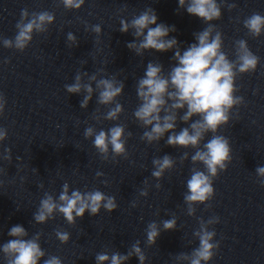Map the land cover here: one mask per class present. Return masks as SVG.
<instances>
[{"label":"clouds","instance_id":"clouds-1","mask_svg":"<svg viewBox=\"0 0 264 264\" xmlns=\"http://www.w3.org/2000/svg\"><path fill=\"white\" fill-rule=\"evenodd\" d=\"M179 7L186 9L187 13L194 15L207 25L202 31L194 33L196 43L190 44L185 50H181L175 37L169 38L171 32L176 31L174 26L158 23V16L154 9L147 8L139 15L133 16L128 21L120 20L119 31L128 33L131 30L135 40L129 42L127 47L137 56H143L146 51L168 52L174 50L172 59L175 64L165 74L164 67L159 62H148L144 75L137 81V96L140 104L134 111V117L140 126L146 130L141 140L148 144L159 143L168 134L165 143L168 146L182 149H195L191 155L194 167L191 176L187 180V192L184 194V202L187 204V214L195 215V205L206 204L214 195L213 180L220 171L226 170L231 162V147L229 140L219 135L218 130L230 121L232 109L241 105L242 97L236 95L239 89L236 87V79L239 75L254 72L259 64L257 57L248 47L247 41L240 39L235 41V59H229L223 51V34L212 23L222 16L221 4L217 0H178ZM59 3L67 10H79L85 0H59ZM235 4L228 5L229 10L235 8ZM55 16L49 11L32 12L27 9L21 11L20 20L16 24L17 33L13 39L2 40L5 48H15L23 52L32 42L34 33L48 32L49 25L53 24ZM244 27L252 37H260L264 34V16L253 13L243 21ZM155 25V27H153ZM93 32L99 36L102 29L99 25L92 26ZM146 33V34H145ZM69 47L78 44L77 37L69 32L67 34ZM103 72V69H100ZM87 76L88 81L83 78ZM95 83V88L93 87ZM69 94L85 93L80 101L81 109H87L94 93L97 95V104L108 106V111L94 118L99 122L102 119L116 121L123 113V106L118 102V97L123 94L125 83L115 77L98 78L96 73L78 72L74 83L65 85ZM114 105V106H113ZM5 99L0 95V116L3 115ZM183 110V115L179 113ZM99 110L97 109V112ZM193 117H197L193 120ZM183 122L187 127L176 131L177 124ZM212 136L207 142V134ZM6 130L0 128V142L6 139ZM132 135L126 133L123 124H116L107 131H97L89 126L84 131L86 139L93 138V144L101 158L115 161L116 157L127 158V139ZM8 155L4 159L11 160V150H5ZM189 158L185 151L180 157L183 164ZM154 170L151 175L159 181L166 171L175 167L176 161L170 155L153 158ZM203 164L204 171L195 167ZM264 186V166L255 169ZM102 173H97V176ZM40 187H43L41 184ZM160 187L159 184L156 185ZM142 196H147V188L141 191ZM135 206V205H133ZM118 205L114 197L108 196L100 190L81 192L72 190L67 182L62 185V191L58 198L45 193L40 201L33 219L38 224H45L54 219L57 213L61 214L69 225H75L77 219H82L85 213L96 216L101 209L109 213L115 211ZM164 231L176 230L177 220L171 219L160 222ZM199 229L193 235L199 240V247L190 254L180 253L176 260L188 261V264H207L211 261L218 242L213 243L216 235L209 226L219 223V217H212L206 222L200 219ZM147 243L154 245L161 234L160 224L150 222L146 229ZM56 237L62 244H67L70 234L63 230H56ZM11 237L3 245L0 252L3 253L6 264H40L46 253L39 243L41 233L29 237L28 231L20 224L12 226L8 231ZM136 241L127 254L114 252L109 255L106 252L97 253L96 264H126L133 256L137 257L139 264H144L146 256ZM43 264H62L57 256H49L43 260Z\"/></svg>","mask_w":264,"mask_h":264}]
</instances>
